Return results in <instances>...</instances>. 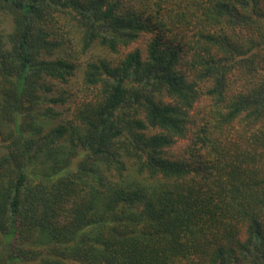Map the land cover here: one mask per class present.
I'll use <instances>...</instances> for the list:
<instances>
[{"label": "trees", "instance_id": "1", "mask_svg": "<svg viewBox=\"0 0 264 264\" xmlns=\"http://www.w3.org/2000/svg\"><path fill=\"white\" fill-rule=\"evenodd\" d=\"M0 264H264V0H0Z\"/></svg>", "mask_w": 264, "mask_h": 264}, {"label": "rangeland", "instance_id": "2", "mask_svg": "<svg viewBox=\"0 0 264 264\" xmlns=\"http://www.w3.org/2000/svg\"><path fill=\"white\" fill-rule=\"evenodd\" d=\"M187 140H179L173 148V152L176 154H183V149L186 148Z\"/></svg>", "mask_w": 264, "mask_h": 264}]
</instances>
